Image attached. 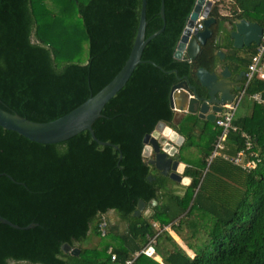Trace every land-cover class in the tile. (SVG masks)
<instances>
[{
	"label": "trees",
	"instance_id": "trees-1",
	"mask_svg": "<svg viewBox=\"0 0 264 264\" xmlns=\"http://www.w3.org/2000/svg\"><path fill=\"white\" fill-rule=\"evenodd\" d=\"M72 1L87 39L83 62L72 59L83 52L75 46L78 31L44 0H0L1 108L36 121L57 118L124 64L141 0ZM195 2L164 0L163 22L160 0H147L145 35L163 29L145 44L142 61L92 123L98 139L117 147L100 144L87 129L42 143L0 126V216L21 226L0 221V264H264V106L251 97L256 91L264 96V78L248 83L232 119L237 129L229 130L211 158L220 127L207 131L208 120L191 112L176 120L169 103L178 76L207 96L196 76L201 66L247 70L258 45L235 47L229 34L219 43L218 33L224 21L236 18L264 29V0H215L212 35L196 58L177 59L173 51ZM56 17L60 33H43L42 25ZM215 48L225 51L223 59ZM160 120L184 137L178 155L187 164L188 184L161 174L142 153L144 135ZM240 130L252 138L245 157L254 151L260 158L252 157L249 168L232 161L244 148ZM186 148L194 149L192 157ZM139 199L146 204L135 215ZM111 211L117 219L108 216ZM166 224L190 255L159 231ZM154 235V254H137ZM87 241L92 244L85 246ZM64 243L78 253L63 250Z\"/></svg>",
	"mask_w": 264,
	"mask_h": 264
},
{
	"label": "water",
	"instance_id": "water-1",
	"mask_svg": "<svg viewBox=\"0 0 264 264\" xmlns=\"http://www.w3.org/2000/svg\"><path fill=\"white\" fill-rule=\"evenodd\" d=\"M146 3L147 0H141L138 27L127 59L104 86L95 93L90 94L83 102L68 112L47 121L31 120L16 112H10L0 107V126L13 130L32 141L42 143L62 141L87 129L92 138L100 144H111L117 147L113 143L98 139L94 134L92 123L101 116V110L105 103L125 84L136 65L142 61L141 55L145 44L163 29L162 26L151 34L145 35L147 24ZM203 3L204 0H196L194 4L173 51V56L177 59L196 58L202 45L213 33L211 25L216 21L214 16L205 17L202 20L203 26L201 28L196 27L199 14L201 12L206 13L210 4L208 2V5L203 8ZM159 13L164 22V0H160ZM231 27L230 36L233 40V46L242 47L250 45L253 41L260 43L263 27L258 22L250 21L246 18H238L233 20ZM218 40L222 41L221 34H219ZM214 52L219 59L225 57V51L222 49L216 48ZM245 74V70L240 71L235 77V81L232 79L231 70L227 65L213 70L201 66L196 70V76L201 86L206 88L207 98L203 99L199 96L196 88L187 78L182 79L178 76V82L170 88L169 103L176 111L197 113L201 118L214 121L215 112L221 109V104L234 99L236 91L241 88V83L238 80ZM183 140L184 137L177 130L160 120L151 133L144 135L142 153L145 157H148L150 151L154 149L155 155L148 157L147 161L154 165L161 174L168 175L171 179L182 184H188L190 177L183 175L186 164L179 159L178 155L179 146H181ZM150 178L151 176H149ZM185 180H187V183H185ZM145 204L143 199H139L137 208L133 213L139 215ZM190 204L186 211L189 209ZM0 221L16 228L21 227L2 216H0ZM31 226L33 224L29 223L24 227ZM62 248L65 251L70 250L73 254H77L79 251L78 247H71L68 243H64Z\"/></svg>",
	"mask_w": 264,
	"mask_h": 264
},
{
	"label": "built area",
	"instance_id": "built-area-1",
	"mask_svg": "<svg viewBox=\"0 0 264 264\" xmlns=\"http://www.w3.org/2000/svg\"><path fill=\"white\" fill-rule=\"evenodd\" d=\"M208 2H210V4L208 6V10L206 11V13L201 12L197 18L196 21L197 28H201L203 26L202 20L210 15L211 10L214 7L215 0H204L203 8L208 5ZM259 73H264V29L260 39V43L258 45V49L256 53L252 55L251 62L248 64L247 67V74H246L247 81L250 82V80ZM251 97L258 104L264 106V96L261 92L259 91L254 92L251 94ZM240 99L241 98H236V99L234 98L231 101H226L222 103L221 109L215 112L214 121L216 125L220 127V133L218 134V137L215 141L212 155H214L216 151L222 147L223 140L225 139L226 134L229 132V130L237 129V127L233 125L232 119L238 108ZM240 136L244 140V148H241L236 152V154L232 157V161L234 163H241V166L244 168H249L255 164V162H253V160L251 159L252 157H256V161L259 160L260 158L257 156V153L254 151H251L249 156L245 157L246 149H250L252 147V138L244 130H240ZM105 226H106V221L105 219H103L102 222L100 223V230L102 234L105 233ZM155 236L156 235L151 237L149 241L137 252V254L144 253L149 256H152L154 254L153 244L155 241Z\"/></svg>",
	"mask_w": 264,
	"mask_h": 264
},
{
	"label": "rangeland",
	"instance_id": "rangeland-1",
	"mask_svg": "<svg viewBox=\"0 0 264 264\" xmlns=\"http://www.w3.org/2000/svg\"><path fill=\"white\" fill-rule=\"evenodd\" d=\"M82 1H86V0H82ZM44 3L50 10H52L54 13H56V15H58L60 17V19H62L65 26L74 27L76 29V31H78L77 36L79 38L76 39L75 46L83 47V52L72 57V59H74L76 61H80V62L85 61L86 57H87V47H88L87 39H86L85 34H84L81 18L79 17V15L76 11V7H75L74 2L72 0H62V1L61 0H44ZM60 19L57 17L52 18V19H50V21L48 23H45V25H42L43 33H45L46 35H49L50 33H53V34L60 33V24H61ZM76 31L74 29L70 31V32L74 33V37L76 35ZM70 36H71V38H74L71 33H70ZM77 52H80V48H77ZM185 150L188 152L189 158L193 156V151H194L193 148H191V149L186 148ZM176 188L180 189V187H176ZM147 213H149V210L146 211V214ZM108 216L110 218H112L113 220L117 219V216L113 211L109 212ZM167 225L168 224L161 227L159 229V231L165 232V234H167L171 238V240L174 242L175 246H177L178 249H180L186 255H190L191 250L188 249L183 244V242L179 239L178 236H177L178 239L175 238L176 235L174 234L173 231H171L169 229V226H167ZM91 241L84 242V245L88 246V245L92 244ZM9 264H17V263L16 262H10Z\"/></svg>",
	"mask_w": 264,
	"mask_h": 264
},
{
	"label": "crops",
	"instance_id": "crops-1",
	"mask_svg": "<svg viewBox=\"0 0 264 264\" xmlns=\"http://www.w3.org/2000/svg\"><path fill=\"white\" fill-rule=\"evenodd\" d=\"M214 5H215V3H214ZM213 10H214V7L212 8V10H211V13H210V15L209 16H213L212 15V13H213ZM236 19H238V18H236ZM233 20H235V19H233ZM233 20L232 21H229V20H226V21H224L223 22V26H222V30L218 33V37H219V34H221V39H222V41L220 42L219 40H218V42L219 43H222L223 42V40H224V38H225V36L227 35V34H229V37L231 38V36H230V32H231V29H232V27H231V24H232V22H233ZM213 24V23H212ZM232 39V38H231ZM233 41V40H232ZM252 43H255V44H257V45H259V43H256V42H251L250 43V45L252 44ZM233 45V44H232ZM244 46H249V45H244ZM243 47V46H242ZM240 48V47H239ZM216 49V48H215ZM220 49V48H219ZM223 50V49H222ZM216 68H218V69H220V68H222V67H216ZM215 69V68H214ZM247 71V70H246ZM236 72H232V70H231V75H232V79H234L235 81H236V78L235 77H237V75L238 74H235ZM257 77H261V78H264V73H259L258 75H256ZM241 78H243L244 79V82H242L241 83V88L239 89V90H237L236 91V94H235V99L236 98H242V96H243V94L245 93V89H246V87H247V85H248V81H247V79H246V74H245V76H242ZM241 100V99H240ZM240 103V102H239ZM176 111V110H175ZM185 113H187L186 111H176V120L177 119H179V118H181ZM206 119V118H205ZM215 125H216V123H215V121H209L208 120V122L206 123V130L207 131H209V132H212L213 131V129H214V127H215ZM173 128V127H172ZM226 136H227V134H226ZM226 138V137H225ZM225 140V139H224ZM223 140V141H224ZM213 152V151H212ZM216 153H217V151H216ZM215 153V154H216ZM214 154V155H215ZM214 155H211L210 156V158L211 157H213ZM209 161H210V159H209ZM182 162H184V161H182ZM185 163V162H184ZM186 164V163H185ZM187 165V164H186ZM168 226V225H167ZM172 231V230H171ZM175 234V233H174ZM176 235V234H175ZM177 236V235H176ZM157 258H159L160 259V257L158 256Z\"/></svg>",
	"mask_w": 264,
	"mask_h": 264
},
{
	"label": "flooded vegetation",
	"instance_id": "flooded-vegetation-1",
	"mask_svg": "<svg viewBox=\"0 0 264 264\" xmlns=\"http://www.w3.org/2000/svg\"><path fill=\"white\" fill-rule=\"evenodd\" d=\"M243 70H245V69H243ZM242 71V70H241ZM246 71V70H245ZM239 72H236L235 74H238ZM246 74H247V71H246ZM240 83H242V82H244V79L243 78H240L239 80H238ZM193 85V84H192ZM195 88H196V86H194ZM196 91H197V88H196ZM197 94L199 95V96H201L203 99H205V98H207V96H202L200 93H198V91H197ZM153 131V130H152ZM151 131V132H152ZM150 132V133H151ZM155 155V152H154V149H152L151 151H150V154H149V156L148 157H153ZM147 157V158H148ZM156 168V167H155ZM157 169V168H156ZM158 170V169H157ZM159 171V170H158ZM160 172V171H159Z\"/></svg>",
	"mask_w": 264,
	"mask_h": 264
},
{
	"label": "bare ground",
	"instance_id": "bare-ground-1",
	"mask_svg": "<svg viewBox=\"0 0 264 264\" xmlns=\"http://www.w3.org/2000/svg\"><path fill=\"white\" fill-rule=\"evenodd\" d=\"M175 238H176V239H178V237H177V236H175Z\"/></svg>",
	"mask_w": 264,
	"mask_h": 264
},
{
	"label": "clouds",
	"instance_id": "clouds-1",
	"mask_svg": "<svg viewBox=\"0 0 264 264\" xmlns=\"http://www.w3.org/2000/svg\"><path fill=\"white\" fill-rule=\"evenodd\" d=\"M185 183H187V180H185Z\"/></svg>",
	"mask_w": 264,
	"mask_h": 264
}]
</instances>
